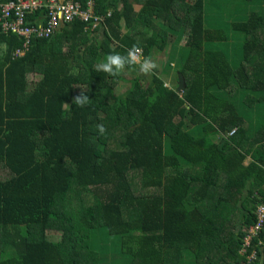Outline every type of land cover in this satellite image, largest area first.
Masks as SVG:
<instances>
[{
	"label": "trees",
	"instance_id": "1",
	"mask_svg": "<svg viewBox=\"0 0 264 264\" xmlns=\"http://www.w3.org/2000/svg\"><path fill=\"white\" fill-rule=\"evenodd\" d=\"M72 2L101 24L33 33L25 50L0 8V264H264V224L251 232L264 205V10ZM48 12L26 10L24 27ZM134 45L170 60L150 74L126 66L118 94L122 73L95 65Z\"/></svg>",
	"mask_w": 264,
	"mask_h": 264
},
{
	"label": "built area",
	"instance_id": "2",
	"mask_svg": "<svg viewBox=\"0 0 264 264\" xmlns=\"http://www.w3.org/2000/svg\"><path fill=\"white\" fill-rule=\"evenodd\" d=\"M42 7L49 9L47 23H43L40 29L24 27L26 10H29L31 13H36ZM0 8L5 21L3 25L6 28H12L26 38L23 50L28 47L29 39L33 33L38 32L44 36H50L54 34L60 25L72 23L77 19L89 23L92 29L100 25L103 20L102 17L95 16V23L92 26L90 23V19L93 16L92 6L88 10H82L80 5L72 2V0L66 2H60L59 0H11L6 3H1ZM23 50L16 52V55L22 56L24 54ZM234 133L235 131L233 130L230 135ZM258 216L259 221L251 231L253 233H258L264 224V205L260 206ZM250 240L251 237H247L248 244Z\"/></svg>",
	"mask_w": 264,
	"mask_h": 264
},
{
	"label": "clouds",
	"instance_id": "3",
	"mask_svg": "<svg viewBox=\"0 0 264 264\" xmlns=\"http://www.w3.org/2000/svg\"><path fill=\"white\" fill-rule=\"evenodd\" d=\"M0 47H3L6 51V45H0ZM126 66H138V71L143 74H150L158 67L152 59L143 57L141 49L134 45L132 48L127 49L125 54L117 52L108 54L95 65V70L116 77L125 70ZM72 102L78 107H83L90 102V99L85 91L82 90L78 95L73 97ZM96 128L100 135L106 132L103 124H97Z\"/></svg>",
	"mask_w": 264,
	"mask_h": 264
},
{
	"label": "rangeland",
	"instance_id": "4",
	"mask_svg": "<svg viewBox=\"0 0 264 264\" xmlns=\"http://www.w3.org/2000/svg\"><path fill=\"white\" fill-rule=\"evenodd\" d=\"M234 6H237L236 9H238V12L242 13V14H250V12L253 11V10H255V11H260V10L263 11L264 10V7L253 8L250 5L245 6L242 3V1L240 2V0H239L238 3L236 2L234 4ZM231 37L237 42H241L242 41V39L240 40L239 39L240 37L238 35H236V34L231 33ZM185 38L186 37L182 38V41H181L182 43L185 42ZM238 44L239 43L235 42V44L233 45V48H234V46L236 47ZM151 59L158 65L157 69H159V68L162 69V68L165 67V65L170 60V54L167 51L166 52H162V53H159V54H155L154 57L151 58ZM174 63H176V62H174ZM175 67H177V65H175ZM122 75L125 77L126 81H120L119 82V85L116 88V92L118 94L124 93L126 91V89H128L130 87V79H131V76H132V72L131 73H127V74L122 73ZM47 237H48L49 240H59L61 235H60L59 232L49 231L47 233Z\"/></svg>",
	"mask_w": 264,
	"mask_h": 264
},
{
	"label": "water",
	"instance_id": "5",
	"mask_svg": "<svg viewBox=\"0 0 264 264\" xmlns=\"http://www.w3.org/2000/svg\"><path fill=\"white\" fill-rule=\"evenodd\" d=\"M185 89V80L183 76H180L178 91L182 92Z\"/></svg>",
	"mask_w": 264,
	"mask_h": 264
}]
</instances>
